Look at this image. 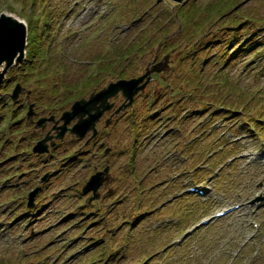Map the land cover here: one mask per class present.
Masks as SVG:
<instances>
[{
	"label": "rangeland",
	"instance_id": "rangeland-1",
	"mask_svg": "<svg viewBox=\"0 0 264 264\" xmlns=\"http://www.w3.org/2000/svg\"><path fill=\"white\" fill-rule=\"evenodd\" d=\"M2 12L25 20L36 56L0 85L23 100L15 116L0 106V264H264V206L211 217L264 201V0H0ZM145 74L132 105L108 98L104 135L79 138L77 117L58 137L74 101ZM47 136L53 149L35 151ZM196 185L210 192H186Z\"/></svg>",
	"mask_w": 264,
	"mask_h": 264
},
{
	"label": "water",
	"instance_id": "water-1",
	"mask_svg": "<svg viewBox=\"0 0 264 264\" xmlns=\"http://www.w3.org/2000/svg\"><path fill=\"white\" fill-rule=\"evenodd\" d=\"M181 1V0H178ZM27 45H28V26L25 20L19 17L2 12L0 14V85L3 83L10 68L15 65H22L27 58ZM162 63L155 65L152 70L148 69L147 74L162 70ZM130 79H119L116 82H111L97 93H92L89 98H81L74 101L70 110H67L62 115L63 125L58 137H63L67 130V125L75 118L78 121L70 128L72 133H75L79 138H82L85 133L93 129L94 133L97 132L95 124L99 120L105 110L111 108L108 98L112 97L119 92L128 100V105H131L135 95L145 87V82L141 84L144 77L147 75ZM149 80V79H148ZM20 93V87L14 90L12 97L16 99ZM127 105V104H126ZM42 120L38 121L41 124ZM50 136L45 137L39 141L34 150L43 152L47 150L46 141ZM101 172L93 175L90 182L84 187V192L89 190L96 191L102 183ZM34 193L31 194V200Z\"/></svg>",
	"mask_w": 264,
	"mask_h": 264
},
{
	"label": "trees",
	"instance_id": "trees-1",
	"mask_svg": "<svg viewBox=\"0 0 264 264\" xmlns=\"http://www.w3.org/2000/svg\"><path fill=\"white\" fill-rule=\"evenodd\" d=\"M32 43H33V39H32ZM38 50L40 51L41 54L43 53V48L40 45H39ZM33 51L34 50L30 51L29 48L27 49V61H33V57L36 56V54H35L36 52L32 53ZM48 52L45 53V55H47ZM42 56H44V54ZM17 68H18V66H17ZM12 77H14V76H12ZM10 79H11L10 76H8L7 79L5 80V84H3L2 86L6 85V83L9 82ZM1 92L2 91H0V106H1V110H2L1 112L3 113V111H6L7 115L13 114L15 116V114L17 112L16 111L17 106H19L16 102L22 103L23 100L22 101L21 100L20 101H14V100L11 99V95L3 96L1 94ZM6 114L4 115V117H6ZM18 119H19V123H20L22 119H20V117ZM19 123H16L15 125H18ZM38 189H40V190H38V193L43 190L42 188H38Z\"/></svg>",
	"mask_w": 264,
	"mask_h": 264
},
{
	"label": "bare ground",
	"instance_id": "bare-ground-1",
	"mask_svg": "<svg viewBox=\"0 0 264 264\" xmlns=\"http://www.w3.org/2000/svg\"><path fill=\"white\" fill-rule=\"evenodd\" d=\"M80 15H82V13H80ZM101 135H104L103 133H100V132H98L97 134H96V136L99 138ZM170 150H171V146L170 145H167V147H165L164 148V152H165V154H167V153H169L170 152ZM164 155V154H163ZM236 200V199H235ZM240 200V199H239ZM241 201V200H240ZM252 209L253 208H251V207H248V206H239V207H237V208H234V209H232V210H230V211H228V213L226 214V216H231V215H233V214H235L236 212H241V211H243V210H247L248 212H251L252 211ZM256 211H254V213H255ZM7 241V240H6Z\"/></svg>",
	"mask_w": 264,
	"mask_h": 264
},
{
	"label": "flooded vegetation",
	"instance_id": "flooded-vegetation-1",
	"mask_svg": "<svg viewBox=\"0 0 264 264\" xmlns=\"http://www.w3.org/2000/svg\"><path fill=\"white\" fill-rule=\"evenodd\" d=\"M246 196V195H245ZM244 198V195L243 196H241V201L240 200H237L238 201V203H241V206H248V207H251V208H253L254 207V205H252V204H250L249 202H247L246 200H244L243 199ZM222 201H224V198H222ZM229 202H234V201H229Z\"/></svg>",
	"mask_w": 264,
	"mask_h": 264
}]
</instances>
